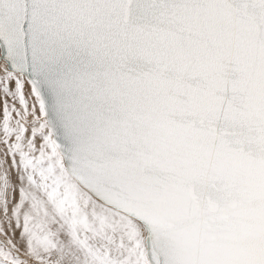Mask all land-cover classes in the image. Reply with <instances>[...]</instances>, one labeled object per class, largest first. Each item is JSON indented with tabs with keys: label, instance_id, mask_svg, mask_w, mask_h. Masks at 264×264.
Returning a JSON list of instances; mask_svg holds the SVG:
<instances>
[{
	"label": "snow or ice",
	"instance_id": "1",
	"mask_svg": "<svg viewBox=\"0 0 264 264\" xmlns=\"http://www.w3.org/2000/svg\"><path fill=\"white\" fill-rule=\"evenodd\" d=\"M0 264H264V0H0Z\"/></svg>",
	"mask_w": 264,
	"mask_h": 264
}]
</instances>
